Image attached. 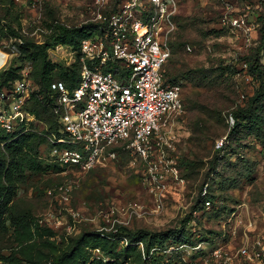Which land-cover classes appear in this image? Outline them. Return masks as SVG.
Returning a JSON list of instances; mask_svg holds the SVG:
<instances>
[{
	"label": "rangeland",
	"instance_id": "rangeland-1",
	"mask_svg": "<svg viewBox=\"0 0 264 264\" xmlns=\"http://www.w3.org/2000/svg\"><path fill=\"white\" fill-rule=\"evenodd\" d=\"M93 5L61 0L36 10L25 0H0L1 26L6 25L0 50L10 55L2 70L14 69V80L30 75L32 61L19 51L30 40L52 46L53 80L79 72L76 50L55 44V38L60 26L91 23ZM173 9L174 39L184 44L173 47L167 72L182 87L184 109L166 119L147 157L117 145L90 170L57 164L50 143L42 140L37 159L43 170L13 176L15 194L0 219V264H59L57 258L67 253L68 264L115 263L100 247L82 244L85 234L103 237L110 250L135 245L117 264H223L224 258L230 264H264V256L251 261L240 253L242 246L264 245V138L235 131L232 116L260 85L247 60L261 45L264 0H175ZM244 14L249 33L229 24ZM9 26L21 36H13ZM258 56L264 66V44ZM210 67L218 77L224 68L220 79L228 77L226 83L217 79L211 87H195L189 73ZM191 98L200 105L196 109ZM52 123L51 114L40 109L31 128L42 133ZM1 135L2 130L0 140ZM4 148L0 142V154L9 160ZM206 182L210 206L202 194ZM125 229L170 231L173 241L187 243L168 241L147 257L144 244H130Z\"/></svg>",
	"mask_w": 264,
	"mask_h": 264
},
{
	"label": "built area",
	"instance_id": "built-area-1",
	"mask_svg": "<svg viewBox=\"0 0 264 264\" xmlns=\"http://www.w3.org/2000/svg\"><path fill=\"white\" fill-rule=\"evenodd\" d=\"M58 1L25 0L36 10ZM93 1L87 24L92 34L80 45V80L72 90L63 81L53 82L47 102L62 133L50 139L54 160L83 170L96 167L117 145L147 157L152 143L162 138L166 119L185 107L181 85L167 83L163 73L177 29L175 0H121L114 8L110 0ZM246 18L232 16L229 24L249 33ZM35 90L28 75L0 90V130L15 132L22 123L29 129L35 116L27 104ZM223 146V140L217 143V148ZM202 194L210 206L209 184ZM240 253L256 261L263 258L264 245L258 241L254 249L242 246Z\"/></svg>",
	"mask_w": 264,
	"mask_h": 264
},
{
	"label": "trees",
	"instance_id": "trees-1",
	"mask_svg": "<svg viewBox=\"0 0 264 264\" xmlns=\"http://www.w3.org/2000/svg\"><path fill=\"white\" fill-rule=\"evenodd\" d=\"M121 0H110V4L112 8H114ZM49 5V4H48ZM0 18V40L5 36V27L6 25L1 26ZM193 25L197 24L196 22L192 23ZM11 32V34L15 37H20L18 31L15 28L9 26L7 28ZM59 33H57V37L55 38V44H62V45H70L72 46L77 53V63L79 65V72L74 71L72 73L67 72L64 73L62 76L63 80H53V75L51 71V64L49 61V54L48 50L52 47L49 43H34L30 40L22 41L19 44V51L22 55H25L26 58L32 61V70L29 75V78L32 80L35 90L31 98L27 104V110L33 114L35 117L40 115V109H43L45 112H49L51 117L54 119V123H52L49 128L44 129L42 133L39 131L34 130L32 124H30L29 129L25 123H22L20 127L15 132H5L2 130L1 140L0 142L4 145V150L7 151V154L11 155V158L7 160V158L0 154V219L3 216L8 204L12 200V196L15 194V187L12 185L13 176L17 173L18 175H24L26 171L30 172H37L43 170L42 163L37 159V147L42 142V140L46 139L48 143H50L51 147L53 144L51 143L50 139L57 135L59 136L62 134L60 132L61 125L58 122L57 115L54 114L52 109L47 105V102H50L52 99L50 95L54 92L51 88L53 82L56 81H63L67 87L72 90L80 80V72H81V65L79 61L80 57V45L81 41L84 38L91 36L92 28L89 25H84L82 27H58ZM216 32V31H215ZM177 34L175 31L174 38L177 39ZM172 39L171 46H172V55H173V47L176 46L181 48L184 44L182 42L176 41V39ZM264 44V32L262 36L261 45L257 48L256 56L250 57L247 62L250 63V71L252 74L256 76L259 80L260 85L255 90V93L252 97H250V101L248 105L243 107H238L234 111H232V116L235 120L234 130L238 131L240 129H245L248 134L254 135L258 138H264V66L262 65L259 59V52ZM184 48H186L184 46ZM189 48V46L187 47ZM191 49V48H190ZM171 58L164 66L163 73L167 83L176 84V78L171 77L168 75L167 72V65L170 62ZM218 72L217 68L210 67V68H199L192 70L189 73L191 76V82L197 88L203 87H211L212 82H217L216 80L219 79V84L226 83L228 77L224 80L220 78L226 74V70L223 68L221 71L219 70L220 74L219 77L216 75ZM14 69L8 68L0 71V90L6 88H11L14 82L18 79L14 80ZM213 78V79H212ZM21 79V78H20ZM184 96V95H183ZM186 100L184 98V104H186ZM190 102H193V108L196 109L198 104L196 100L192 101L188 99ZM39 133V134H37ZM43 135V137L41 136ZM25 146H29L30 149L26 151ZM34 150V152H32ZM57 164H59L57 162ZM60 165V164H59ZM5 178V180H3ZM205 184H209L206 182ZM210 186V185H209ZM210 195V193H209ZM212 195L209 196L211 199ZM129 235V242L130 244L136 243H143L144 244V254L145 256L149 257L151 251H158L162 250V247L166 245V242L173 241L174 237L170 231H163V232H156L151 233L144 229L139 230H130L125 229ZM82 239V244H94V247H100L101 249L105 250L109 256L115 259L116 261L122 255H128L132 246L129 245L125 249L117 251V247H114L113 250H110L108 247V242L106 239L100 236H95L91 234H85ZM175 244H184L187 243L183 239H176L173 241ZM80 245V244H79ZM79 248V247H78ZM141 255V252H140ZM69 254H64L57 258V262L59 264H68L71 258H69Z\"/></svg>",
	"mask_w": 264,
	"mask_h": 264
},
{
	"label": "bare ground",
	"instance_id": "bare-ground-1",
	"mask_svg": "<svg viewBox=\"0 0 264 264\" xmlns=\"http://www.w3.org/2000/svg\"><path fill=\"white\" fill-rule=\"evenodd\" d=\"M1 53V56H0V67H1V65H3L4 64V62L7 60V58L9 57V54H8V52H6V51H4V50H1L0 51Z\"/></svg>",
	"mask_w": 264,
	"mask_h": 264
}]
</instances>
